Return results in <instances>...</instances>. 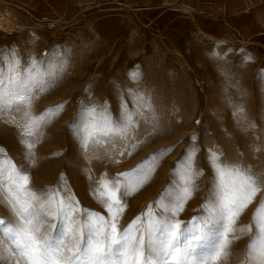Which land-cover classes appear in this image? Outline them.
Masks as SVG:
<instances>
[{"label": "rangeland", "instance_id": "374dc122", "mask_svg": "<svg viewBox=\"0 0 264 264\" xmlns=\"http://www.w3.org/2000/svg\"><path fill=\"white\" fill-rule=\"evenodd\" d=\"M124 8L34 22L41 26L22 17L24 29L0 32V52H15L21 72L33 60L44 69L50 64L57 69L55 79L32 102V113L46 114L47 119L36 134L22 135L25 109L14 107L0 117V147L29 174V187L38 196L59 188L62 197H74L80 209L75 215L81 220L84 210L108 218L103 203L93 195L104 174L114 180L120 173L151 168L143 185L122 197L126 207L118 219L120 230L157 199L174 178L170 170L178 168L177 162L193 151V168L202 170L203 175L195 179L191 197L177 219L188 221L200 215L214 174L209 154L220 153L222 162L247 170L260 188L237 218L235 235L239 238L232 240L231 255L225 262L241 264L251 233L238 229L250 223L264 200V33L223 38L191 10L168 7L138 14ZM110 16L129 17L133 22L151 20L129 44L93 66L84 51L87 23ZM132 73L137 74L135 78ZM162 101L165 104L159 107ZM58 105L62 107L57 109ZM91 107L98 112L103 109L108 129L116 131L107 136L98 132L85 145L80 139L83 132L70 125L77 121L82 126L80 113ZM161 108L170 112L179 108L176 118L169 120L176 129L152 132L138 127L142 116ZM48 109L55 111L46 113ZM122 128L126 132H120ZM21 141L34 145L30 158L34 164L25 159ZM165 149L170 150L162 152ZM119 179L125 182L124 177ZM0 216L14 219L6 203H0ZM151 255L152 264H164L163 253Z\"/></svg>", "mask_w": 264, "mask_h": 264}, {"label": "snow or ice", "instance_id": "6c2138e0", "mask_svg": "<svg viewBox=\"0 0 264 264\" xmlns=\"http://www.w3.org/2000/svg\"><path fill=\"white\" fill-rule=\"evenodd\" d=\"M20 65L15 52H0V117L14 107H24L21 134L31 136L47 119L46 114L32 113V102L55 79L57 69L51 64L44 69L33 60L21 72ZM131 75L135 78L137 74ZM53 111L48 109L46 113ZM80 120L82 126L74 121L70 128L83 132L80 139L85 145L98 132L107 136L116 131L108 129L103 109L98 112L95 107L84 108ZM128 123H132L131 116ZM21 143L26 149L25 159L34 164L30 159L34 145ZM194 155L193 151L177 162L179 167L170 170L174 178L169 185L127 228L120 230L118 219L126 207L122 197L138 190L151 168L120 173L114 180L104 174L93 195L109 216L106 219L84 210L81 220L75 215L80 209L74 197H62L59 188L49 189L45 197L38 196L29 187V174L0 147V203H6L14 215L13 220L0 216V264H152L151 254L159 253L166 257L164 264H225L231 255L232 240L239 238L235 235L237 218L260 188L247 170L222 162L221 154L212 151L209 163L214 174L201 214L181 221L177 216L191 197L195 179L203 175L202 170L193 168ZM142 168L143 164L138 166ZM121 176L125 178L123 183ZM238 230L251 233L241 264H264V200L257 205L250 223ZM54 231L60 235H53Z\"/></svg>", "mask_w": 264, "mask_h": 264}, {"label": "crops", "instance_id": "0c3cea01", "mask_svg": "<svg viewBox=\"0 0 264 264\" xmlns=\"http://www.w3.org/2000/svg\"><path fill=\"white\" fill-rule=\"evenodd\" d=\"M31 22H53L60 17H74L105 9H124L145 13L157 8H186L199 14L218 37L241 33H264V0H4ZM118 7L120 9H118ZM104 12V10H103ZM120 12V11H119Z\"/></svg>", "mask_w": 264, "mask_h": 264}, {"label": "bare ground", "instance_id": "6f19581e", "mask_svg": "<svg viewBox=\"0 0 264 264\" xmlns=\"http://www.w3.org/2000/svg\"><path fill=\"white\" fill-rule=\"evenodd\" d=\"M171 10L172 13L175 12L174 8H171ZM178 10L183 11L187 9L182 7L178 8ZM168 14L171 13H167L166 15ZM22 20V16L17 9L5 3L4 0H0V32L11 31L12 29H24ZM150 20L151 18H147L139 20V22H133L129 17L110 16L87 23V33L84 43L86 59L93 66H98V63L102 59L110 58L115 51L121 50V46L129 44L138 34L139 30L148 24ZM81 23H86V21H82ZM41 25L39 23V26ZM41 31H38V34H41ZM57 36L58 33H53L54 38H57ZM73 36L77 42L80 41L79 37ZM125 66L123 65V67ZM162 103L165 104V101H162L159 107ZM179 111V108L175 112L167 111L165 108H161L159 112L155 113L150 110L148 115L141 117L138 127L152 132L176 129L174 127L175 124L170 123L169 120L172 117L176 118ZM139 142L136 143L138 144Z\"/></svg>", "mask_w": 264, "mask_h": 264}, {"label": "built area", "instance_id": "2783aa9c", "mask_svg": "<svg viewBox=\"0 0 264 264\" xmlns=\"http://www.w3.org/2000/svg\"><path fill=\"white\" fill-rule=\"evenodd\" d=\"M34 23V22H33ZM36 26H39V23H34ZM4 32V31H3Z\"/></svg>", "mask_w": 264, "mask_h": 264}]
</instances>
